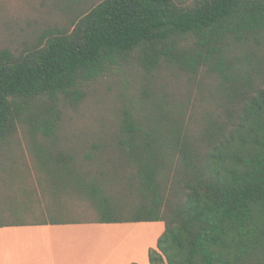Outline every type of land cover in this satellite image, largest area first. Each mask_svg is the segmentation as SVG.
I'll return each instance as SVG.
<instances>
[{"label":"trees","instance_id":"1","mask_svg":"<svg viewBox=\"0 0 264 264\" xmlns=\"http://www.w3.org/2000/svg\"><path fill=\"white\" fill-rule=\"evenodd\" d=\"M56 1L0 49V227L160 221L149 264H264V0ZM120 83L111 126L66 122Z\"/></svg>","mask_w":264,"mask_h":264},{"label":"rangeland","instance_id":"2","mask_svg":"<svg viewBox=\"0 0 264 264\" xmlns=\"http://www.w3.org/2000/svg\"><path fill=\"white\" fill-rule=\"evenodd\" d=\"M84 1L80 4L81 8L83 3L97 0ZM63 10L62 1L0 0V49L19 52L31 47L44 31L67 21ZM180 80L188 82L183 77ZM193 89L195 90V85ZM122 91L123 86L120 83L85 101L67 113L66 122L80 127L92 126L90 129L111 126L116 110L121 105ZM24 143L22 133H16V149L11 154L13 159H19V162L26 164L29 171L34 173L31 157ZM71 209L81 211L84 207L73 205ZM83 211L89 210L86 208ZM163 229L162 222L154 221L51 225L38 233L43 240L51 241L55 249L53 255L58 264H149L147 251L155 247ZM5 256L8 261L12 260L10 254Z\"/></svg>","mask_w":264,"mask_h":264},{"label":"crops","instance_id":"3","mask_svg":"<svg viewBox=\"0 0 264 264\" xmlns=\"http://www.w3.org/2000/svg\"><path fill=\"white\" fill-rule=\"evenodd\" d=\"M51 225L68 224H22L1 226L0 264H58L53 255L55 249L51 241L43 240L38 233V231H44L46 227ZM6 254L11 255V261L6 259Z\"/></svg>","mask_w":264,"mask_h":264}]
</instances>
